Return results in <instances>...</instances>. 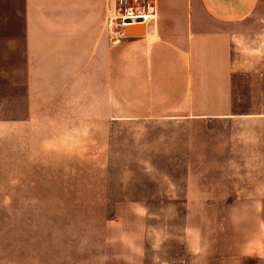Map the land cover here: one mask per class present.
<instances>
[{"label": "crops", "instance_id": "obj_1", "mask_svg": "<svg viewBox=\"0 0 264 264\" xmlns=\"http://www.w3.org/2000/svg\"><path fill=\"white\" fill-rule=\"evenodd\" d=\"M262 2L153 0L143 34L116 42L107 0H22L24 114L75 129L89 115L92 155L123 124L150 188L133 209L225 212L219 254H264V93L235 89L242 74L264 84V31L233 54L264 30Z\"/></svg>", "mask_w": 264, "mask_h": 264}, {"label": "rangeland", "instance_id": "obj_2", "mask_svg": "<svg viewBox=\"0 0 264 264\" xmlns=\"http://www.w3.org/2000/svg\"><path fill=\"white\" fill-rule=\"evenodd\" d=\"M127 5L139 12L142 3ZM118 6L116 42L127 36ZM21 11L22 0H4L0 8V264H264V254H219L225 212L133 209L150 188L140 186L147 181L132 161L139 154L128 145L133 132L123 124L116 122L109 147L92 155L89 115L84 129H75L62 116L24 114ZM257 23L264 27V18ZM257 29L244 30V49L235 44L234 57L251 55L256 33L264 31ZM235 84L264 93L250 75L236 76ZM208 226L212 233L203 235Z\"/></svg>", "mask_w": 264, "mask_h": 264}, {"label": "built area", "instance_id": "obj_3", "mask_svg": "<svg viewBox=\"0 0 264 264\" xmlns=\"http://www.w3.org/2000/svg\"><path fill=\"white\" fill-rule=\"evenodd\" d=\"M108 1V13H107V20L108 23L111 27V23L113 22V20L116 18L115 15V8H116V4H118L119 8H122V13L119 14L122 23H121V33L124 34L123 29H124V25L127 24V20H136V19H140L141 22L147 23L153 16L154 14V8H153V4H151V2L153 3V0H139L142 5H141V10L139 12H134L133 10V6L132 5H127V3L130 0H107ZM147 20V21H146Z\"/></svg>", "mask_w": 264, "mask_h": 264}, {"label": "water", "instance_id": "obj_4", "mask_svg": "<svg viewBox=\"0 0 264 264\" xmlns=\"http://www.w3.org/2000/svg\"><path fill=\"white\" fill-rule=\"evenodd\" d=\"M126 35H141L144 32V23L140 19L127 20V24L124 25L123 29Z\"/></svg>", "mask_w": 264, "mask_h": 264}, {"label": "bare ground", "instance_id": "obj_5", "mask_svg": "<svg viewBox=\"0 0 264 264\" xmlns=\"http://www.w3.org/2000/svg\"><path fill=\"white\" fill-rule=\"evenodd\" d=\"M147 21V20H146ZM146 24V23H145Z\"/></svg>", "mask_w": 264, "mask_h": 264}]
</instances>
